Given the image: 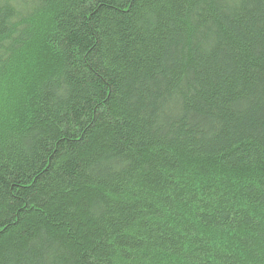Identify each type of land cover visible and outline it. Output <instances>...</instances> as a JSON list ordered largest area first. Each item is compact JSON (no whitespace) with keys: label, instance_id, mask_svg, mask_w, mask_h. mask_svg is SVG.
<instances>
[{"label":"trees","instance_id":"16d2710c","mask_svg":"<svg viewBox=\"0 0 264 264\" xmlns=\"http://www.w3.org/2000/svg\"><path fill=\"white\" fill-rule=\"evenodd\" d=\"M0 264H264V0H0Z\"/></svg>","mask_w":264,"mask_h":264},{"label":"rangeland","instance_id":"374dc122","mask_svg":"<svg viewBox=\"0 0 264 264\" xmlns=\"http://www.w3.org/2000/svg\"><path fill=\"white\" fill-rule=\"evenodd\" d=\"M33 48H34V47H30V49H29V51H28V52H29V54H30V53H31L33 50H35V49H33ZM28 52H27V53H28ZM29 54H28V55H29ZM25 55H26V54H25ZM25 57H26V56H25ZM22 58H23V55L21 56V58H20V59L22 60L21 62H24V61H25V59L23 60ZM27 58H28V57H27ZM44 61H45V59H44ZM25 63H26V61L24 62V64H25ZM25 66H27V64H26ZM24 70H25V69H24Z\"/></svg>","mask_w":264,"mask_h":264}]
</instances>
